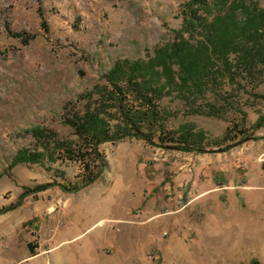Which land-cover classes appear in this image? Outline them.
<instances>
[{
    "label": "rangeland",
    "instance_id": "1",
    "mask_svg": "<svg viewBox=\"0 0 264 264\" xmlns=\"http://www.w3.org/2000/svg\"><path fill=\"white\" fill-rule=\"evenodd\" d=\"M189 1L0 0V210L15 207L0 214V264H264V129H251L264 115V82L210 93L208 102L223 98L231 107L220 117L192 113L196 104L176 92L153 94L151 111L158 107L167 131H202L211 149L232 144L217 146L239 125L260 138L220 156L190 154L170 141L163 148L161 129L146 123L151 142L109 141L125 129V108L138 117L151 112L128 82L131 65L174 42ZM245 1L264 8V0ZM88 108L109 130L95 147L70 123ZM37 128L56 136L36 139ZM68 147L103 166L77 193L59 187L82 184L84 165ZM24 152L44 158L11 169ZM216 158L220 173L212 162L201 170ZM49 184L22 198L26 188Z\"/></svg>",
    "mask_w": 264,
    "mask_h": 264
},
{
    "label": "trees",
    "instance_id": "2",
    "mask_svg": "<svg viewBox=\"0 0 264 264\" xmlns=\"http://www.w3.org/2000/svg\"><path fill=\"white\" fill-rule=\"evenodd\" d=\"M184 8L181 33L173 43L157 52L158 54L150 62L144 65L132 64L128 82L148 111H151L150 106L155 102L153 94L161 96L176 92L180 100L196 104L197 107L192 109V113L209 117L224 116L231 107L225 101L222 102L223 98L219 99V102L217 98L215 102H208L211 98L208 96L210 93L216 95V92L223 90L222 84L226 83L231 87L252 85L257 89L264 82V8H260L254 1L245 0H190ZM183 33L189 38H185ZM18 37L21 36L18 35ZM29 41V39H23L25 44ZM121 67L118 65L114 69L115 72L117 71V76ZM140 76L143 79L140 80ZM114 80L119 79L116 77ZM114 87L115 93L119 96L124 94L121 87L117 85ZM199 102L205 103V106L197 105ZM152 108L154 110L143 111L142 116L139 117L132 116L130 109L125 108L121 116L125 129L118 128L115 136H112L109 141L132 135L143 137L151 142L152 135L144 136L141 123H146L151 129L156 126L161 129L159 136L161 147L169 148L166 142H175L176 147L185 152H226L241 140L252 138L257 141L260 139L254 134H248L247 128L239 125L235 126L234 131L228 129L225 136L217 142V146H223L221 144L224 143L232 144L211 149L207 146V138L202 131L195 132L193 128L185 127L180 133L167 131L162 125L165 120L162 112L156 105ZM122 109L124 106L120 104V110ZM89 110L88 108L84 117H79L70 123L83 141L93 142L95 147L101 141H106L109 130L101 113ZM251 129L252 131L264 129L263 114L259 116ZM34 131L35 138L40 140L54 139L56 136L51 130L37 128ZM60 146L66 147L65 143H61ZM67 150L72 156L77 154L84 165L80 176L82 184L73 188L55 185L68 193H77L82 187L91 185L99 178L103 166L93 164L96 156L88 161L89 155L80 150L76 151L70 147ZM43 158L44 154L40 152L35 154L24 152L15 160L11 169L19 164L40 162ZM53 186L54 184L40 185L33 190L26 188L22 198L29 193H37ZM14 208H4L0 210V214ZM28 246L29 250L34 253V245L30 243Z\"/></svg>",
    "mask_w": 264,
    "mask_h": 264
},
{
    "label": "crops",
    "instance_id": "3",
    "mask_svg": "<svg viewBox=\"0 0 264 264\" xmlns=\"http://www.w3.org/2000/svg\"><path fill=\"white\" fill-rule=\"evenodd\" d=\"M223 152H220V153H218L217 155H221ZM190 154H200V155H202V154H208V153H193V152H190ZM211 162L213 163L212 164V166L214 167V168H216V170L218 171L217 173H220V170H221V168L222 167H224V163H223V159L222 158H216L215 160H206V161H204L200 166H201V170H203L205 167L206 168H208L209 170L211 169L212 170V168H210V167H208L210 164H211ZM207 170V169H206ZM89 186V185H88ZM216 186H219L218 184L216 185ZM208 187H209V185L207 184V183H205V186H204V188H205V190L206 191H208ZM213 191H216V190H214V188L212 189Z\"/></svg>",
    "mask_w": 264,
    "mask_h": 264
},
{
    "label": "water",
    "instance_id": "4",
    "mask_svg": "<svg viewBox=\"0 0 264 264\" xmlns=\"http://www.w3.org/2000/svg\"><path fill=\"white\" fill-rule=\"evenodd\" d=\"M249 139H252V138H248V139H246V140H243L242 142H239V143H237L236 145H239V144L243 143L244 141H248Z\"/></svg>",
    "mask_w": 264,
    "mask_h": 264
}]
</instances>
